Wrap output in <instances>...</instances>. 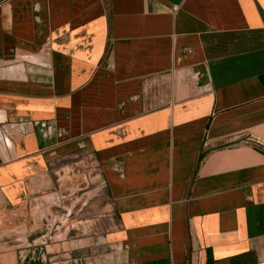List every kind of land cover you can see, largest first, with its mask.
Here are the masks:
<instances>
[{
	"label": "crops",
	"instance_id": "1",
	"mask_svg": "<svg viewBox=\"0 0 264 264\" xmlns=\"http://www.w3.org/2000/svg\"><path fill=\"white\" fill-rule=\"evenodd\" d=\"M0 264H264V0H0Z\"/></svg>",
	"mask_w": 264,
	"mask_h": 264
},
{
	"label": "rangeland",
	"instance_id": "2",
	"mask_svg": "<svg viewBox=\"0 0 264 264\" xmlns=\"http://www.w3.org/2000/svg\"><path fill=\"white\" fill-rule=\"evenodd\" d=\"M4 238L10 239V237H4Z\"/></svg>",
	"mask_w": 264,
	"mask_h": 264
}]
</instances>
